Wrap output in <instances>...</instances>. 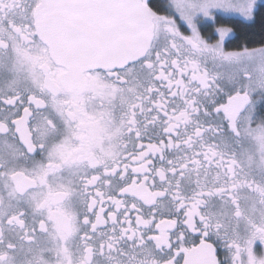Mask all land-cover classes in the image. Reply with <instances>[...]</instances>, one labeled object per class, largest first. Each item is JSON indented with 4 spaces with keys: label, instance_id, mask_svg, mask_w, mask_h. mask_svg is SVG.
Here are the masks:
<instances>
[{
    "label": "snow or ice",
    "instance_id": "1",
    "mask_svg": "<svg viewBox=\"0 0 264 264\" xmlns=\"http://www.w3.org/2000/svg\"><path fill=\"white\" fill-rule=\"evenodd\" d=\"M0 264H264V0H0Z\"/></svg>",
    "mask_w": 264,
    "mask_h": 264
}]
</instances>
